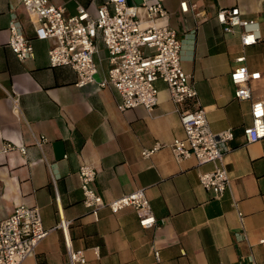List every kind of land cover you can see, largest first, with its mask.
<instances>
[{
    "label": "crops",
    "instance_id": "1",
    "mask_svg": "<svg viewBox=\"0 0 264 264\" xmlns=\"http://www.w3.org/2000/svg\"><path fill=\"white\" fill-rule=\"evenodd\" d=\"M106 1L51 0L67 17L78 5L95 16ZM187 1L185 12L181 0H165L168 14L160 23L178 32L183 69L211 129L234 130L223 157L230 185L221 197L199 179L213 163L178 161L168 146L185 132L163 81L156 82L158 105L151 112L142 106L122 111L114 87H78L73 69L51 66L50 42L34 38V17L21 0H0V148L7 142L25 148L0 152V220L17 205L37 206L49 229L21 264H68L66 243L83 251V264H264V138L247 143L244 135L253 121V100L264 98V0ZM223 7H239L244 18L255 19L260 41L244 47L240 27L226 33L217 20ZM11 13L33 44L25 61L8 47ZM97 47L99 82L109 61L101 39ZM242 54L248 69L262 74L251 83L252 100L236 99L231 80ZM41 136L46 141L38 146ZM157 142L167 146L144 157V149ZM81 163L96 168L93 186L106 201L145 189L158 223L142 227L133 207L96 213L85 207L77 176ZM60 219L69 221L65 229L56 227Z\"/></svg>",
    "mask_w": 264,
    "mask_h": 264
},
{
    "label": "built area",
    "instance_id": "2",
    "mask_svg": "<svg viewBox=\"0 0 264 264\" xmlns=\"http://www.w3.org/2000/svg\"><path fill=\"white\" fill-rule=\"evenodd\" d=\"M165 0H107L92 16L81 5L76 14L64 15V7L51 0H21L26 11L34 17V38L50 42L49 64L67 66L76 73L75 85L83 87L97 83L101 88L114 87L121 97L122 111L139 106L151 112L158 105L159 89L156 82L161 80L169 88L170 97L176 106L184 128V136L173 139L168 146L175 158L182 161L195 158L199 165L213 163L214 169L199 175L201 185L221 197L229 188L230 177L223 157L229 143L234 139L233 128L214 132L210 127L207 110L201 105L198 90L182 66V42L175 28L160 23L167 16ZM182 11H188V1L181 0ZM217 20L226 33L241 31V43L252 46L261 39L253 18H244L239 7H223L217 13ZM8 47L20 60L33 56V44L22 31L14 13L8 23ZM101 39L108 51L109 67L106 76L96 82L97 67L94 54L99 51L97 40ZM238 65L231 72L236 87L235 97L252 100L253 81L262 77L260 71L251 72L246 65V55L236 57ZM13 109L17 111V97L11 96ZM190 103L191 106H186ZM252 124L244 128L247 143L264 138V98L252 102ZM44 136L35 139L41 146ZM167 146L157 142L152 148L144 149V157H151L156 151ZM18 149L25 153L23 146L7 142L0 148L1 153ZM96 168L93 164L81 163L77 170L80 189L85 207L96 213L104 207L113 212L133 207L142 227H152L158 219L152 209L146 190L139 188L117 199L106 201L95 190ZM69 221L60 219L56 227L65 229ZM49 229L42 224L37 206L17 205L12 213L0 220V264H21L33 254L37 244L43 240ZM68 264H83L82 250L73 249L66 243ZM159 257V251H156Z\"/></svg>",
    "mask_w": 264,
    "mask_h": 264
}]
</instances>
